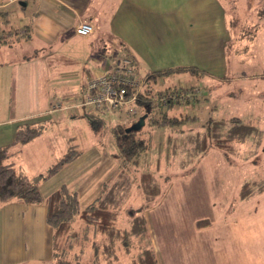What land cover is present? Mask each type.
I'll list each match as a JSON object with an SVG mask.
<instances>
[{"label":"crops","instance_id":"0c3cea01","mask_svg":"<svg viewBox=\"0 0 264 264\" xmlns=\"http://www.w3.org/2000/svg\"><path fill=\"white\" fill-rule=\"evenodd\" d=\"M159 2L160 8L155 9L154 3ZM220 7L219 0H0V21H3L0 23V149L10 147L20 125L47 120L40 136L10 149L13 154L7 163H14L31 178H36L47 173L65 154L75 151L77 158L48 180L40 181L39 189L46 200L62 185H71L77 190L83 208L101 195L104 183L114 181L121 172L117 145L106 146L95 133L97 128L90 130L87 126L86 130L90 131L86 133L81 130L55 132L47 110L51 103V93H48L53 89L49 66L44 77L43 87L48 95L44 106L39 101L41 108L27 109L29 104L33 105L28 97L33 95L39 77L31 74L33 60L25 54L26 44H35L45 51L43 63L63 50H70L67 61L61 65L70 67L69 72H57L60 79L56 76L59 82L55 87L71 106L85 107L82 104L88 93L87 80L115 68L122 59L129 58L135 71L140 69L142 59L150 64L155 61L164 65L201 67V60L221 53L224 56L219 41H227L229 34L225 13ZM19 10L25 16L20 15ZM218 15L225 26L221 31L215 22ZM84 20L94 25L93 33L88 36L76 33V27ZM228 44L229 47L231 41ZM154 48L159 50L155 59ZM122 49L128 51L126 56L120 55ZM38 55L37 52L34 57ZM202 70L206 74L223 72ZM134 73L148 86L146 79L138 76L137 71ZM134 103L139 102L129 100L120 108ZM107 108L89 109L83 116L85 124L92 122L100 126L107 112L117 121L109 128L111 133L118 124L133 126L120 122L124 118L112 115L115 110ZM204 127L196 132L203 131ZM95 137L98 139L90 141ZM215 152L211 149L199 158L191 186L187 183L189 180L175 179L161 202L145 210L159 264H264L256 257L261 254L264 258V248L255 253L248 247L250 236L258 243L264 242V225L258 223L264 202H258L256 209L253 204L249 206V200L248 203L241 201L234 217L228 214L230 206L221 195ZM144 160L148 162L146 154ZM134 166L137 165L128 168L137 173ZM159 168L157 161L156 173H160ZM200 198L201 203L197 205ZM189 210L204 212L190 214ZM47 213L45 202L12 201L0 206V264H57L53 256L54 232L47 222ZM186 227L190 229L188 232Z\"/></svg>","mask_w":264,"mask_h":264},{"label":"rangeland","instance_id":"374dc122","mask_svg":"<svg viewBox=\"0 0 264 264\" xmlns=\"http://www.w3.org/2000/svg\"><path fill=\"white\" fill-rule=\"evenodd\" d=\"M219 3L221 6L220 8H222V11L225 13L229 34H227V41H219V48L223 45L222 51L225 55L223 56L222 53L220 56L218 55L220 57L219 61L216 60L218 56L214 57L215 59L210 57L207 60H201L202 65L201 67L198 66V68H206L208 71L217 72L223 70L222 74H206L207 72L201 73L199 71L193 75L184 72L180 73L178 70L176 71V69L184 65H164L162 63L157 64L155 61H153L154 63L152 62L153 64H150L143 59L142 63H140V69H135L134 72L137 71L138 76L140 75L142 76L141 78L147 80L148 87L152 89L155 95L161 91L177 88L181 89L182 87L181 91H190V88H192L194 89L191 92L192 94H199L198 88L192 87L198 86L201 89V93L203 92V96H199L197 100L194 99L185 102L187 96L185 95L186 93H182L184 98L179 99L182 103L176 105L175 108L170 111L171 115L182 113L197 115L199 117L197 120H192L183 125L181 128L184 130L183 133L178 131L176 127L154 126L150 119L149 122L147 121V117L145 119L147 123L145 122L142 129H140V135L151 137V147L141 156L138 163L134 164L137 165L134 166L137 173L130 172L129 168L131 165L128 170L135 180L134 182L136 185L138 176L142 173H151L154 178L160 182L163 192L157 198L155 202V204H157L161 202L166 194L165 192H167L175 179L181 178L189 180L187 183H189L190 186L192 185L193 179H191V176L194 174L201 156H195V153H192L189 145L191 140L188 142L185 141L186 139L188 140V134H190V132L196 133L202 125L207 124L211 119H228L233 116L241 117L246 122H250V124L257 129L250 140L243 144H236V151L233 154H225L222 150L211 148L215 149V153H217L215 156L216 164L218 165L216 173L219 175L218 181H221L223 190V194L221 195L225 196L224 201L226 200L228 206H230L227 211L228 214L232 213L234 217L237 204H240L241 201H246L248 203L249 200V206L253 204L256 209L258 208L256 206L258 202L260 204L264 202V194L256 195L245 200H239L238 198L241 187L245 182H257L258 184L264 182V0H219ZM160 5V2L158 4L154 3V8L159 9ZM201 5L208 7L206 4L201 3ZM203 9L206 10L205 8ZM18 13L25 16L22 10H19ZM1 22L3 21H0V23ZM215 22H217L218 29L221 31L224 25H222L219 15ZM3 28L5 27L3 26ZM0 29L2 30V27ZM229 41H231L232 44L228 47ZM36 47L35 44H26L25 48V54L30 56L33 60L31 74L39 77V83L32 91L33 95L28 97V101L31 99L30 102H32L33 105L31 106L29 104L27 109L37 110V108H41L39 101L42 103V106H44L46 97L51 93V103L49 107H47V110L51 117L49 120L50 124L56 127L55 132L63 134L66 132L75 133L81 130L82 133H86L91 129L97 128L98 131L95 133L99 134L98 138L102 140L106 146H111V144L116 145L114 136L109 128L117 121L113 120L114 118L111 119L110 116H108L109 113H104L103 121L100 122V126H96V124L92 122L87 125L85 124V120H83V116H85L86 112L88 113L91 108L73 107L70 101L57 92L55 85L59 81L56 80V76L60 79L57 72H69L68 69L70 67L61 65L67 61V54L70 50H63L59 55L43 63L42 59L45 51L40 50V47L36 49ZM37 52L39 55L34 57ZM121 53V56H126L128 51L122 49ZM117 54L118 51L116 52V55ZM152 56L154 59L155 56H159V50L154 48V54ZM35 58L38 60H35ZM216 61H218V63ZM185 62L188 61L186 60ZM46 66H49V71L53 80V89L52 91L49 90L48 95H46V88L43 87L45 85L44 77L46 74ZM169 69L170 71H168V73L161 74L157 71ZM76 71H79V69ZM218 75L223 76V78L218 77ZM148 94L149 93H147V95ZM129 100L134 99H127L120 107L126 105ZM120 107L112 108L115 110L112 115L116 117L122 116V118H124V120L120 122L136 124L140 121L141 117L148 114L146 105L143 103L129 104L124 108ZM87 126L90 127V130H86ZM128 127L130 126L128 125ZM98 138L95 137L90 141L97 140ZM254 140H257V142L259 140L261 141L260 143H254ZM167 147L169 150H167ZM145 154L148 159L147 163L146 160H144ZM157 161L160 162V173H156L155 170L157 169ZM194 196H197V194ZM204 201L205 200L202 199L203 203ZM208 202L207 199L206 204ZM193 203L194 201L191 204ZM196 203L200 205L201 198ZM143 204L144 197L142 191L137 188L134 189L132 198L121 211L119 226L121 228H127L129 226L130 210L137 211ZM147 209L148 208L144 209V215ZM251 209H254V207ZM203 212L204 211H188L190 214H203ZM78 223L74 224V229L77 228ZM258 223L259 225H264V212L259 217ZM186 230L188 232L190 230L189 227H186ZM262 237H264V231ZM249 239V245H247L251 252L256 253L257 250L259 251L262 247L264 248V242L258 243L253 236H250ZM77 250L78 247L75 251ZM85 252L84 261L89 260L92 255L90 244L85 247ZM137 255L138 248L136 246L131 249L130 254L125 252V249L121 246L118 250V261L113 264H131L132 257ZM88 257L89 259H87ZM256 257L258 258L257 260H263L264 263V258H262L261 254L256 255ZM69 259L73 261V264H76L73 255H71ZM101 264L108 263L102 262Z\"/></svg>","mask_w":264,"mask_h":264},{"label":"trees","instance_id":"16d2710c","mask_svg":"<svg viewBox=\"0 0 264 264\" xmlns=\"http://www.w3.org/2000/svg\"><path fill=\"white\" fill-rule=\"evenodd\" d=\"M196 74L206 71L195 66H181L176 71ZM169 70L158 71L168 73ZM172 71V70H171ZM155 76V75H152ZM193 87V86H192ZM182 89V88H181ZM181 89H168L157 95L145 85L144 91L136 100L146 105L148 118L154 126L176 127L197 120V115L178 113L171 115L170 111L182 103L180 98L174 100L173 93L182 95ZM189 93L185 102L197 100L203 96ZM147 93H149L147 95ZM129 93L128 97H131ZM146 112V113H147ZM151 115V116H150ZM153 115V116H152ZM146 121V123H147ZM47 125V120L35 123H26L17 128L13 142L8 148L0 149V206L15 201L23 204H38L45 202L48 207L47 222L53 229L54 259L57 264H73L69 258L73 255L76 264H113L118 261V250L121 246L130 254L135 246L138 255L132 257L131 264H159L155 249L149 238L144 209L151 207L162 194L160 182L151 173H142L138 176L137 185L129 173L128 167L137 164L141 156L151 147V137L141 136V130H128L127 124H118L112 129L116 145L119 150L121 172L112 182L102 186V192L88 206L80 204L79 194L71 185H62L46 200L39 189V182L45 181L57 174L66 164L75 160L78 153L70 151L51 166L47 173L31 178L24 171L18 169L14 163H7L12 156L11 148L40 136ZM134 125V124H133ZM183 132V129L180 130ZM257 129L241 117L233 116L225 119H211L203 131L188 134L185 141H190L192 153L195 156H204L211 148L222 150L225 154H233L236 144L249 141ZM261 140L254 143H260ZM135 183V184H134ZM142 191L144 204L137 211L130 210L129 226L121 228L119 217L121 211L133 196L134 189ZM264 194V182H245L239 192V200L250 199ZM76 229L74 224L78 223ZM92 248V255L85 260V247ZM135 244V245H133ZM78 247V250L76 248Z\"/></svg>","mask_w":264,"mask_h":264},{"label":"built area","instance_id":"2783aa9c","mask_svg":"<svg viewBox=\"0 0 264 264\" xmlns=\"http://www.w3.org/2000/svg\"><path fill=\"white\" fill-rule=\"evenodd\" d=\"M94 31V25L90 21H82L76 27V33L81 36H88ZM87 96L82 106L93 109L103 107L118 108L127 99L136 100L144 91L145 82L135 76L132 61L129 58L122 59L117 66L111 70H105L87 80ZM183 88V87H182ZM131 93V97H128ZM187 97L189 91H182ZM172 98H184L183 95L173 93Z\"/></svg>","mask_w":264,"mask_h":264},{"label":"water","instance_id":"95a60500","mask_svg":"<svg viewBox=\"0 0 264 264\" xmlns=\"http://www.w3.org/2000/svg\"><path fill=\"white\" fill-rule=\"evenodd\" d=\"M148 117V114H145L143 117H141L140 121L136 124H134L131 129L128 130H140L145 124V119Z\"/></svg>","mask_w":264,"mask_h":264}]
</instances>
